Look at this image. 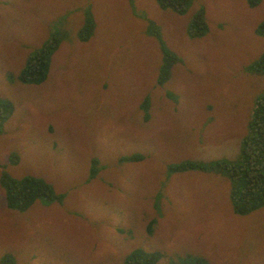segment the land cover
<instances>
[{
	"label": "rangeland",
	"instance_id": "obj_1",
	"mask_svg": "<svg viewBox=\"0 0 264 264\" xmlns=\"http://www.w3.org/2000/svg\"><path fill=\"white\" fill-rule=\"evenodd\" d=\"M254 3L190 0L179 14L155 0H0V100L12 108L0 121V176L41 177L64 194L21 213L0 186V259L124 264L141 249L157 264H264V207L234 214L222 172L167 173L183 160L237 159L264 94V75L248 69L264 55V0ZM200 10L205 35L189 38ZM155 26L181 59L161 86ZM52 36L45 81L20 83Z\"/></svg>",
	"mask_w": 264,
	"mask_h": 264
},
{
	"label": "trees",
	"instance_id": "obj_2",
	"mask_svg": "<svg viewBox=\"0 0 264 264\" xmlns=\"http://www.w3.org/2000/svg\"><path fill=\"white\" fill-rule=\"evenodd\" d=\"M159 8H169L179 14H183L187 2L190 0H155ZM256 0H249L251 7L255 6ZM152 22L148 21V25ZM94 23L88 16L79 39L87 41L93 32ZM159 27H153L150 32L159 40L162 48V60L158 69L157 84L163 85L171 74L174 65L181 62V59L173 52L169 51L161 42ZM187 34L189 38H199L205 35L206 24L203 18V11H198L189 24ZM257 33L264 36V22L257 26ZM59 36H52L43 46L31 53L26 60L25 67L21 70L17 79L23 84L39 85L45 81L51 55L56 51L60 43ZM249 72L256 75H264V55L249 67ZM3 106L6 107L7 115H11L12 108L6 101L0 100V121L4 119L2 113ZM143 107H146L144 119L147 120L148 102L145 100ZM4 116V117H3ZM14 157V156H13ZM142 159L141 155L135 154L129 157L120 158V162H135ZM97 161H92V169L98 170ZM91 169V170H92ZM222 172L226 175L229 184V198L234 214L244 216L264 207V94L255 102V107L248 122V130L241 140L239 155L236 160H212L208 162L183 160L178 164H170L167 167L169 175L173 173L186 172ZM212 173V172H211ZM0 186L4 190L7 206L18 212H25L36 201L42 203L62 202L64 194L53 190L51 184L41 177L25 176L14 179L7 174L0 176ZM43 205V204H42ZM148 234L151 233V224L147 227ZM157 252H145L141 249L132 251L125 259L124 264H157L160 259ZM192 261V262H191ZM190 264H206L201 260H191ZM188 263V262H187ZM185 263V264H187ZM0 264H14L12 258L4 256L0 259Z\"/></svg>",
	"mask_w": 264,
	"mask_h": 264
}]
</instances>
